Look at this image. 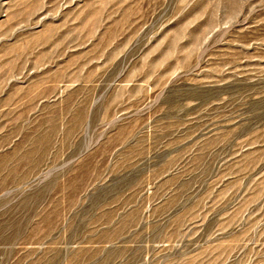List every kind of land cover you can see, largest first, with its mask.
Returning <instances> with one entry per match:
<instances>
[{"label": "rangeland", "instance_id": "374dc122", "mask_svg": "<svg viewBox=\"0 0 264 264\" xmlns=\"http://www.w3.org/2000/svg\"><path fill=\"white\" fill-rule=\"evenodd\" d=\"M0 264H264V0H0Z\"/></svg>", "mask_w": 264, "mask_h": 264}]
</instances>
